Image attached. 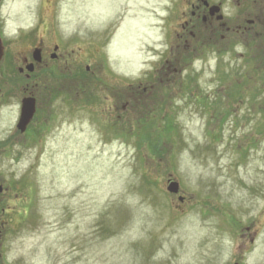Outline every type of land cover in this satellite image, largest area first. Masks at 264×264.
I'll return each instance as SVG.
<instances>
[{
    "label": "rangeland",
    "instance_id": "obj_1",
    "mask_svg": "<svg viewBox=\"0 0 264 264\" xmlns=\"http://www.w3.org/2000/svg\"><path fill=\"white\" fill-rule=\"evenodd\" d=\"M186 1H0V264H264V69L174 65ZM39 37L81 67L25 78ZM25 82L49 108L24 135Z\"/></svg>",
    "mask_w": 264,
    "mask_h": 264
},
{
    "label": "flooded vegetation",
    "instance_id": "obj_2",
    "mask_svg": "<svg viewBox=\"0 0 264 264\" xmlns=\"http://www.w3.org/2000/svg\"><path fill=\"white\" fill-rule=\"evenodd\" d=\"M1 1V0H0ZM225 0H187L186 3L190 6V11H182L180 23V31L175 32V42L171 44L170 52L172 51L174 65H178L179 69H183L187 72L186 61L189 57H194L192 55H197L196 58L201 62L200 70L203 71L208 66V60L206 59L205 51H209V56L213 52L215 55V74L220 78L219 68L223 66V63L220 62L221 55H229L232 57V53L237 44L245 46V52L242 55H247L249 58L252 57V60L259 59L261 62V67L264 69V0H254L248 2L249 0H230L235 7L240 6L242 1L246 2L242 6V10L236 11V14H230L224 12L226 10V5H224ZM256 2L257 5L253 6L252 3ZM215 7L216 9H211ZM179 49L174 52V47ZM48 47L43 42L42 38L39 37L37 41L33 43V50H39V62H33L31 53V59H28L26 56L22 58L24 67L29 63H34V70L31 73H28L25 68L21 74L24 73L25 78L30 79L35 74V70L40 68L41 70H48V67L51 65V61L60 59L59 65L61 69L62 66L68 68L71 66V69H79L81 67L82 59L77 58L75 54L69 52L66 54V58H61V55L58 54V50L61 49L60 46L55 43L52 51L47 49ZM192 51V55L191 52ZM261 55V56H260ZM260 56V57H259ZM220 62V63H219ZM186 65V66H185ZM233 65V64H232ZM21 68V67H20ZM168 68H175L173 66L172 60L169 62ZM82 69V68H81ZM86 71L89 69V66L84 68ZM235 72V68L233 69ZM186 79V78H185ZM191 79H186V81ZM220 80V79H219ZM33 86H40L42 88L48 87L50 83L47 79L40 78L34 82L32 80ZM231 82L227 86L231 87ZM29 84L25 82L23 96L33 95L32 90L29 88ZM231 93V89L229 90ZM36 98V111L33 115L32 120L28 124L26 131L30 130L33 127V123H37V112L38 109L43 107L48 109L49 106H44L42 101ZM228 99L231 98V94L228 95ZM255 101V100H254ZM264 110V105L261 107ZM51 116L43 117V125H48L50 123ZM21 133V134H24ZM179 196V195H178ZM182 196V195H181ZM185 198L182 196L180 202H184ZM250 242H253L254 237L249 238ZM239 255L234 258L232 264H243L241 259V248H239Z\"/></svg>",
    "mask_w": 264,
    "mask_h": 264
},
{
    "label": "water",
    "instance_id": "obj_3",
    "mask_svg": "<svg viewBox=\"0 0 264 264\" xmlns=\"http://www.w3.org/2000/svg\"><path fill=\"white\" fill-rule=\"evenodd\" d=\"M211 9H216L215 7H211ZM39 50L36 49L33 52V58L36 61H40L39 58ZM4 55V45L0 36V60L3 58ZM26 69L28 71H33L34 69V65L33 63H30L26 66ZM20 71H22V68H20ZM35 112V98L31 97V96H27V97H23L21 100V107H20V114H19V118L17 121V128L20 130V132H23L28 123L30 122V120L33 117V114ZM179 189V184L177 181L175 180H169V183L167 185V190L171 193H177ZM0 191H1V187H0ZM181 199V197H180Z\"/></svg>",
    "mask_w": 264,
    "mask_h": 264
}]
</instances>
